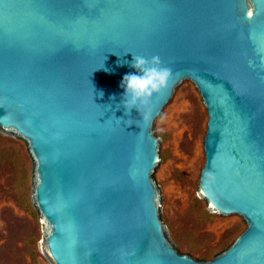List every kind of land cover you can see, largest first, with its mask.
<instances>
[{
    "label": "water",
    "instance_id": "1",
    "mask_svg": "<svg viewBox=\"0 0 264 264\" xmlns=\"http://www.w3.org/2000/svg\"><path fill=\"white\" fill-rule=\"evenodd\" d=\"M134 55L170 75L129 112ZM194 88L199 195L246 225L208 261L180 252L159 183V126ZM0 132L25 142L50 264H264V0H0Z\"/></svg>",
    "mask_w": 264,
    "mask_h": 264
},
{
    "label": "rangeland",
    "instance_id": "2",
    "mask_svg": "<svg viewBox=\"0 0 264 264\" xmlns=\"http://www.w3.org/2000/svg\"><path fill=\"white\" fill-rule=\"evenodd\" d=\"M207 120L194 88L181 93V102L159 126L167 150L159 179L167 195L164 219L180 252L205 261L246 228L243 220H224L199 195ZM31 170L25 142L0 132V264H50L31 200Z\"/></svg>",
    "mask_w": 264,
    "mask_h": 264
},
{
    "label": "clouds",
    "instance_id": "3",
    "mask_svg": "<svg viewBox=\"0 0 264 264\" xmlns=\"http://www.w3.org/2000/svg\"><path fill=\"white\" fill-rule=\"evenodd\" d=\"M130 66L133 71L125 73L120 81L122 95L125 97L123 106L129 112L133 108L139 111L140 105L145 104L153 93L166 85L170 75V69L161 66L158 56L146 58L134 55ZM142 118L148 120L149 114L145 113Z\"/></svg>",
    "mask_w": 264,
    "mask_h": 264
}]
</instances>
